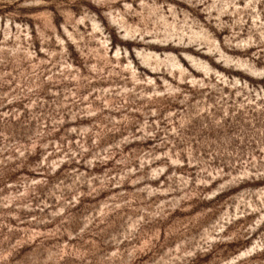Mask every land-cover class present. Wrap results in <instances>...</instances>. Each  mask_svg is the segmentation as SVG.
<instances>
[{
  "label": "rangeland",
  "instance_id": "rangeland-1",
  "mask_svg": "<svg viewBox=\"0 0 264 264\" xmlns=\"http://www.w3.org/2000/svg\"><path fill=\"white\" fill-rule=\"evenodd\" d=\"M0 264H264V0H0Z\"/></svg>",
  "mask_w": 264,
  "mask_h": 264
}]
</instances>
